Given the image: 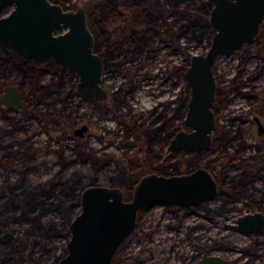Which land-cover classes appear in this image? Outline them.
<instances>
[{
  "label": "rangeland",
  "instance_id": "obj_1",
  "mask_svg": "<svg viewBox=\"0 0 264 264\" xmlns=\"http://www.w3.org/2000/svg\"><path fill=\"white\" fill-rule=\"evenodd\" d=\"M98 2V0H70L63 5L66 9L83 7L88 11ZM13 7V5L7 6L1 15L8 14ZM185 10L183 8L181 11ZM116 11L113 10L111 13L116 14ZM120 19L116 21L113 17L104 19L110 20L112 24L110 25L109 22L106 24L105 29L108 33L120 27ZM208 19L210 21V15ZM185 20L183 19L184 22ZM178 31L180 30L176 32ZM178 36L180 43L191 51L192 58L195 54L207 52L214 34L210 45L206 39L203 44L189 40V36H192L191 31L189 36L180 34ZM142 40L145 42L143 51L122 53L119 56V59L123 60L122 64L104 70L103 85L110 94L109 108L115 107L114 110L105 108L106 102L103 98L89 101L80 96L76 91L78 82L76 76L72 79L60 78V72L55 75L48 73L42 79L44 81H40V85L44 84L43 82H54L55 85L53 83L48 87V91H52L50 95L46 90H40L36 94L31 93L17 73L16 75L15 73L9 75L5 71L4 75L1 73L0 134L4 136L0 140V163H18L23 150L28 148V153L35 154L34 159L30 161L33 169L29 175V180L33 184L45 182L61 170L68 176L74 171H80L84 176H92L94 171L89 163H83V158L79 155L81 151L86 157L90 154L88 150L91 149L96 151L98 157L104 153H112L125 162L134 158L138 170L142 173L139 179L149 173H158L153 170L155 165L147 162L151 160L149 157L136 155L135 150L129 149L127 144L142 140L141 126L136 127L135 123L144 124L149 129L158 125L159 114L152 110L162 102L172 101L171 106L175 108L188 97L186 103H189L191 88L185 73L190 66L191 58L184 71L180 67L186 61L184 54L176 51L172 45L166 44L169 41L168 36L164 40V34L155 33L150 29ZM249 46L251 44H246L230 54L219 56L213 67L217 84L225 91L222 95H217L213 106L216 129L218 126H224V129L230 130V133L233 129V133L237 126L242 124V133L247 136L249 144L240 153L243 157H249L255 152L257 145H263V139H259L253 119L254 113L250 114L249 109L258 104L264 95V61L257 56L249 55L252 52ZM97 50L104 59L102 50L99 48ZM9 84L25 92L29 106L27 111H12L4 104L3 89ZM73 84L76 94L70 95ZM241 92H249L252 95L251 99H246ZM186 112L182 118L171 115L167 121L165 120L167 115H164V122L161 121L165 129L160 137H153V141H149L150 147L163 152L165 158L175 153L170 158L171 162H178L199 153L202 160L198 167L202 166L213 172L212 160L219 158L220 162H228L227 151L215 149L213 146L216 129L211 147L204 152L168 151L171 139L179 131L191 130L185 124ZM232 117L237 118L234 126L231 122ZM244 119L246 123L243 122ZM83 125L89 127L85 136H76L74 131ZM169 132L173 134L166 141L162 137ZM76 158L78 160L73 161ZM235 162H239L238 159ZM207 164H210L209 167L206 166ZM180 170L181 172L176 174L188 173L183 163ZM240 170L241 167L236 165L231 173L235 174ZM2 177L3 172L0 171V181ZM100 179L101 184H107L106 171L100 173ZM247 193L252 202L258 201V205L251 207L250 204L245 205L243 201L232 202L230 205L234 204L235 207L222 214L208 210L203 206L204 204L190 208L171 205L146 208L139 217L136 228L117 250L112 264H197L205 252L223 255L233 264H264V232L245 234L225 228V223L235 222L240 215L256 211L264 212V179L260 178L249 184ZM222 201L223 197L220 196L219 191V196L210 201L208 206L213 208ZM209 214L213 215L212 219L209 218ZM3 218L1 217L0 221ZM69 239L54 237L51 240L49 246L52 247V257L54 253L61 255V258L66 255L67 251L63 249L66 248ZM55 263L57 262L52 264Z\"/></svg>",
  "mask_w": 264,
  "mask_h": 264
},
{
  "label": "water",
  "instance_id": "obj_2",
  "mask_svg": "<svg viewBox=\"0 0 264 264\" xmlns=\"http://www.w3.org/2000/svg\"><path fill=\"white\" fill-rule=\"evenodd\" d=\"M212 5L210 24L215 33L206 53L192 56L185 78L191 88L185 124L170 141L169 152H204L211 147L216 118L217 81L213 67L217 58L252 44L264 21V0H208ZM0 44L37 65L50 59L79 77L77 90L89 101L106 97L102 86L104 59L95 50L96 38L83 7L66 9L50 0H0ZM4 104L26 110L22 91L7 85ZM262 127V124H259ZM88 129L84 125L77 133ZM219 184L212 171L198 167L189 173H149L135 184L131 199L116 185L91 184L80 194V212L70 224L66 255L55 264H112L124 240L136 228L142 208L157 205L200 207L219 196ZM225 228L240 233L264 232V212L240 215ZM197 264H233L220 254L204 253Z\"/></svg>",
  "mask_w": 264,
  "mask_h": 264
},
{
  "label": "trees",
  "instance_id": "obj_3",
  "mask_svg": "<svg viewBox=\"0 0 264 264\" xmlns=\"http://www.w3.org/2000/svg\"><path fill=\"white\" fill-rule=\"evenodd\" d=\"M53 1L64 3L70 0ZM98 1L96 6L88 9L89 25L96 35L97 49L102 50L106 68L122 64L123 60L119 59L122 53L143 51L145 42L142 39H145V35L151 29L155 33L164 34V40L168 36L169 41L166 44L172 45L176 51L184 54L186 61L180 67L185 71L192 53L186 45L183 46L180 43L178 35L189 36L191 31L192 36H189V40H195L196 44H203L206 39L210 45L211 37L215 33L208 19L212 9L208 0ZM183 4L185 5L183 6ZM183 8L186 10L181 11ZM113 10H117V13H111ZM106 17L107 19L113 17L114 21L121 18L120 27L114 32L108 33L105 29L106 24L107 22L112 24L110 20H104ZM183 19H186L185 22ZM178 29L180 31L176 32ZM262 34L264 35V24L262 25ZM249 47L252 48L249 55H260L264 59V36L263 40L259 37L255 45ZM55 68L58 69V66ZM44 69L46 68L35 65L32 60L7 51L0 44V74L4 75V71L9 74L17 73L22 77V83H29L31 93L36 94L40 90H46L47 93L49 86L40 85V76ZM187 89L190 90L188 86ZM48 93L52 95V92L48 91ZM217 95H221L220 88L217 89ZM242 95L248 99L252 97L249 92H242ZM187 99L188 97L184 98L183 102L175 108L171 106L172 101L162 102L155 107L152 112L159 114L158 125L155 128L149 129L144 124H134L136 127L141 126L142 140L128 142V148H133L136 155L149 157L152 161L147 162L153 163L155 165L153 170L158 173L166 175L180 173L182 163L186 166V172H190L196 169L202 160L200 154L197 153L190 158L171 162L170 158L175 153L165 158L163 152L152 149L149 144V141H153V137H160L164 131L163 118L166 115L167 118H164L166 121L171 115L183 117L187 109ZM105 108L115 109V107L109 108L108 102ZM258 110L264 117V105L258 107ZM236 119V117H232V126L235 125ZM241 126L242 124H239L233 133V129L230 133V130L224 129V126H218L215 131L213 146L215 149L227 151L228 162H220L219 158L211 161L223 201L213 208H209V202L203 206L214 213H226L227 210L235 207L234 204H232L233 206L230 204L237 201H243L245 205L250 204L251 207L258 205V201L252 202L248 198L247 187L260 178L264 179V137H262L263 145H257L255 152L249 157H243L240 153L249 144L247 136L245 137L242 133ZM172 134L169 132L162 138L168 141ZM2 136L4 135L0 134V140ZM88 151L90 154L86 157L81 151L79 155L83 158V163H89L90 168L94 171L92 176L81 175L80 171H74L68 176L61 170L51 179L36 184L29 180L30 172L33 169L30 161L34 159L35 154L28 153V148L23 150L18 163H0V171L3 172L0 181V218L4 217L0 221V264H52L58 262L61 255L54 253L52 257V247L49 244L54 237L70 238L71 221L80 212L81 191L87 185L100 183L102 171L107 173V184L122 186L126 190V197L131 198L133 187L142 175L135 159L125 162L112 153H104L98 157L95 150ZM151 152L153 154H150ZM236 159L239 162L236 163ZM209 165L206 166L209 167ZM236 165L240 166L241 170L232 174L231 171ZM144 209L140 210V215ZM209 218L212 219L213 215L209 214ZM63 251L66 252V248Z\"/></svg>",
  "mask_w": 264,
  "mask_h": 264
},
{
  "label": "flooded vegetation",
  "instance_id": "obj_4",
  "mask_svg": "<svg viewBox=\"0 0 264 264\" xmlns=\"http://www.w3.org/2000/svg\"><path fill=\"white\" fill-rule=\"evenodd\" d=\"M51 2H54L53 0H50ZM54 3H59V2H54ZM59 4H62L63 5V3H59ZM64 6V5H63ZM14 8V7H13ZM6 9V8H5ZM4 9V10H5ZM12 11V10H11ZM10 11V12H11ZM3 12V11H2ZM2 12H0V16H4V15H1V13ZM88 12V11H87ZM7 15V14H6ZM88 22H89V13H88ZM264 24V21H263V23L261 24V26H260V31H259V34L257 35V37H256V39H255V41L251 44L252 46H254L255 45V43H256V41H257V39L259 38V37H261L262 38V40H263V34H262V25ZM90 26V25H89ZM91 28V27H90ZM93 32V31H92ZM93 34L95 35V33L93 32ZM260 34H261V36H260ZM95 38H96V35H95ZM96 41H97V38H96ZM3 47V46H2ZM4 48V47H3ZM95 50L96 51H98L97 50V44L95 45ZM8 51V50H7ZM10 52V51H9ZM11 53H13V52H11ZM16 54V53H15ZM257 57H259L260 59H262L263 61H264V59L262 58V56H260V55H256ZM24 58V57H23ZM26 59V58H25ZM28 60H30V59H28ZM33 62V61H32ZM34 63V62H33ZM35 64V63H34ZM35 65H37V64H35ZM37 66H39V67H44V68H46V69H44V71H43V73L41 74V76H40V81H44V80H42V79H44V77L49 73V74H51V75H55V74H57V73H61V77L60 78H64V77H70L71 79L74 77V76H76V77H78V75L77 74H75V73H71V72H69L68 70H65V69H63L58 63H56L54 60H52V59H50L45 65H37ZM55 66H58V69H56L55 68ZM105 60H104V70H105ZM13 73H15V72H13ZM13 73H11V74H9V75H13ZM103 74H104V72H103ZM8 75V76H9ZM15 75H16V73H15ZM60 80H62V79H60ZM59 80V81H60ZM78 81H79V77H78V79H77ZM58 81V82H59ZM44 83V85H47V86H51L54 82H52V81H50V82H43ZM78 83V82H77ZM103 83H104V78H103V82H102V86H103V88H104V90L107 92V95H106V97H103V99L105 100V102L107 101H110V99H108V97H109V92H108V90L104 87V85H103ZM24 84H26L27 86H28V89H29V83L28 82H25ZM9 85H13V84H9ZM54 85H55V83H54ZM7 86V85H6ZM5 86V87H6ZM15 86V85H14ZM4 87V88H5ZM17 87V86H16ZM18 88V87H17ZM74 88V85H73V87H72V89L70 90V95H72V94H76L75 93V88ZM218 88H220V90H221V95L225 92V91H223V88H221V86H218V84H217V89ZM20 89V88H19ZM21 90V89H20ZM22 91V90H21ZM76 91H77V93H79L78 92V90H77V85H76ZM52 92V91H51ZM3 94H4V89H3ZM80 94V93H79ZM241 94H242V92H241ZM3 96V95H2ZM22 96H23V100L25 101V104H26V106H27V109H29V106H28V102H27V99H26V96H25V92H23L22 91ZM81 96V95H80ZM216 97H217V91H216ZM245 97V96H244ZM246 99H248L247 97H245ZM106 102V103H107ZM6 105V104H5ZM264 105V95H263V97L259 100V103L258 104H256V105H253V106H251V108L252 109H254L253 111H252V113H254V117H253V119H254V121H255V124H256V126H257V131H258V135H259V139H261L262 137H264V117H263V115L262 114H260L258 111V107H261V106H263ZM7 106V105H6ZM107 107V106H106ZM9 108V107H8ZM250 108V109H251ZM255 108H257V110H255ZM10 110H12V111H16V110H13V109H11V108H9ZM27 109L26 110H19V111H27ZM249 109V112H250V114H251V110ZM253 119H252V121H253ZM244 123H246V121H244ZM262 124V127H260V125L259 124ZM251 125V124H250ZM252 125H254V123H252ZM84 126V125H83ZM83 126H81V127H79V128H76V130L74 131V133H75V135L76 136H79V137H84L85 136V133L88 131V129H89V127H88V129L86 130V131H84L83 132V134L82 135H80L79 133H77V131H79ZM250 127V126H249ZM216 129V128H215ZM78 159L76 158V160H73V161H77ZM190 172H192V171H190ZM189 173V172H188ZM164 175H166V174H164ZM174 175V174H173ZM144 176V175H143ZM138 182V181H137ZM218 182V181H217ZM98 184V183H97ZM101 184V183H100ZM109 185H111V184H109ZM116 186H119V185H116ZM120 187H122V186H120ZM123 188V187H122ZM134 188V187H133ZM124 190H125V188H123ZM219 190H220V187H219ZM133 191V190H132ZM125 194H126V190H125ZM126 196V195H125ZM132 197V196H131ZM126 199H128L127 197H126ZM129 199H131V198H129ZM205 204V203H204ZM172 206V205H171ZM174 206V205H173ZM146 209V208H145ZM144 209V210H145ZM142 214V213H141ZM141 215H140V212H139V217H140ZM206 253V252H205Z\"/></svg>",
  "mask_w": 264,
  "mask_h": 264
}]
</instances>
